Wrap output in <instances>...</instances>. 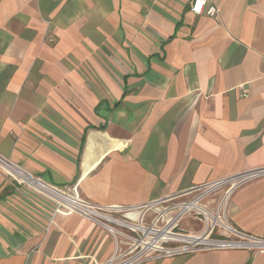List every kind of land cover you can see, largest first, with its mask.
<instances>
[{
	"label": "crops",
	"instance_id": "1",
	"mask_svg": "<svg viewBox=\"0 0 264 264\" xmlns=\"http://www.w3.org/2000/svg\"><path fill=\"white\" fill-rule=\"evenodd\" d=\"M193 2L0 0V156L100 206L264 167V0H210L215 16ZM228 219L264 239V176L232 196ZM114 252L103 228L57 213L0 167V264ZM143 264H264V251Z\"/></svg>",
	"mask_w": 264,
	"mask_h": 264
},
{
	"label": "built area",
	"instance_id": "2",
	"mask_svg": "<svg viewBox=\"0 0 264 264\" xmlns=\"http://www.w3.org/2000/svg\"><path fill=\"white\" fill-rule=\"evenodd\" d=\"M209 1L194 0L191 11L202 15L208 8V15H217L215 5L207 7ZM0 167L19 184H26L9 173V170H23L1 156ZM24 173L49 187L53 195L31 186L56 204L57 213L77 214L94 222L112 236L115 240V252L109 261L100 264H143L208 250L264 251V239L235 228L228 219L232 196L245 185L263 177L264 167L229 174L146 204L128 206L92 204L80 198L70 188H60ZM56 194L70 199L65 204L55 197ZM216 196H220V200L211 209L206 203ZM187 218L202 221L204 227L199 231H185L180 225Z\"/></svg>",
	"mask_w": 264,
	"mask_h": 264
},
{
	"label": "rangeland",
	"instance_id": "3",
	"mask_svg": "<svg viewBox=\"0 0 264 264\" xmlns=\"http://www.w3.org/2000/svg\"><path fill=\"white\" fill-rule=\"evenodd\" d=\"M11 178L14 179L13 177H11ZM15 182H18V181L15 180ZM21 185H23L28 191L36 194L40 198H43L47 202L53 204L54 207L56 208V204L53 201H51V199L49 197H47L46 195L39 193L38 191H36L35 189H33L31 186H29L27 183L26 184L25 183H22ZM216 198H217V196H216ZM202 227H204V223L202 221H200V220H196V219H193V218L184 219L181 222V225H180V228L185 229V231H190V230H192V231H199V230L202 229Z\"/></svg>",
	"mask_w": 264,
	"mask_h": 264
},
{
	"label": "bare ground",
	"instance_id": "4",
	"mask_svg": "<svg viewBox=\"0 0 264 264\" xmlns=\"http://www.w3.org/2000/svg\"><path fill=\"white\" fill-rule=\"evenodd\" d=\"M13 172L14 173L16 172V173L13 174ZM9 173L13 174L15 177H18L21 181H24V182L28 183L30 186H32L36 190H38V191H44V192H46V193H48L50 195H53L51 193L49 187L41 185L37 180H35L31 176L25 174L20 169L9 170ZM56 195H55V197H58V199H60L61 201H63L65 204H67V201H69V199H70L67 196H61V195H57L56 196Z\"/></svg>",
	"mask_w": 264,
	"mask_h": 264
}]
</instances>
